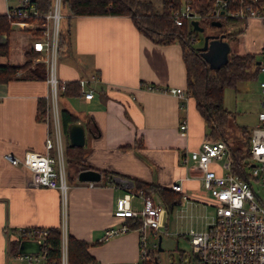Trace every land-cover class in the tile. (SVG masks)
I'll list each match as a JSON object with an SVG mask.
<instances>
[{
	"label": "crops",
	"instance_id": "0c3cea01",
	"mask_svg": "<svg viewBox=\"0 0 264 264\" xmlns=\"http://www.w3.org/2000/svg\"><path fill=\"white\" fill-rule=\"evenodd\" d=\"M14 3L0 0V14ZM231 23L232 27L223 32L238 31L232 40L237 36L242 40L238 44L228 41L230 50L233 47L254 53L258 59L264 45L263 22L250 18ZM27 28V22L13 19L9 31L0 32V43L8 44L7 52L0 53V64L25 61L33 40ZM92 73L98 74L99 81L94 84L91 98L61 95L59 104L83 124V163L98 170L100 180L92 184L77 180L80 166L72 165L73 172L66 171L64 199L58 189L39 185L31 171L2 157L5 152L21 156L26 150L42 151L45 136L53 137L52 124L36 118L37 100L49 92L46 79L0 83V264L21 263L15 245L21 228L60 229L63 220L66 236L88 242V253L100 264L135 260L137 230L98 241L107 226L118 223L112 215L115 198L124 190H133L135 180L169 189L172 182L179 181L192 196L180 200V205L209 203L204 200L207 193L197 171L181 161L184 153L197 149L208 135L194 98L146 87L186 89L180 44L151 41L126 15H71L70 44L57 58L56 74L60 80L69 81ZM182 119L187 123L183 130L179 128ZM67 139L60 130L63 162ZM212 167L221 171L217 163ZM152 195L160 198L156 193ZM133 201L139 204V200Z\"/></svg>",
	"mask_w": 264,
	"mask_h": 264
},
{
	"label": "built area",
	"instance_id": "2783aa9c",
	"mask_svg": "<svg viewBox=\"0 0 264 264\" xmlns=\"http://www.w3.org/2000/svg\"><path fill=\"white\" fill-rule=\"evenodd\" d=\"M60 2L61 0H52L51 9L41 13L34 0H15L5 12L8 18L25 22L27 18L41 19L40 34L33 38L31 49L36 52V59L45 64L46 81L49 85L45 98L48 102L47 113L52 120L53 137L45 136L42 151L26 150L21 156L5 152L2 157L12 165L31 171L39 185L58 189L64 199L68 183L59 148L58 94L64 90L65 81L60 80L56 74ZM211 3V19L233 18L246 21L257 18L264 24V0H211ZM170 17L175 25H181L184 21L190 23L191 19L199 22L201 15L192 9L188 1H184L179 8L172 10ZM191 40L194 42L196 39ZM258 74L260 110L257 112V122L251 129L248 156L244 160L243 173L246 177L231 170L232 154L223 139H213L207 135L197 149L183 154L182 163L197 171L202 188L207 193L204 200L214 206L215 212L204 228L189 230L190 247L187 253L179 251L176 259L170 258L163 264H264V45L258 57ZM78 81L80 95L89 99L99 76L92 73ZM146 87L162 89L180 98L188 95L186 89L180 87ZM186 127V120L182 119L179 128L183 130ZM53 149L55 153H52ZM212 163H217L221 171L213 168ZM170 189L180 195L181 201L192 197L179 181L172 182ZM134 199L139 200V204H134ZM112 215L118 223L107 226L98 241L135 229L138 232V256L135 260L114 261L109 264H162L159 262V252L163 247L161 240L158 243V238L161 239V233H166L163 230L166 208L160 198L156 200L152 194H146L142 190H124L115 198ZM63 222L59 229L57 264H69L68 236ZM130 224L137 225L132 228ZM47 233L48 228L44 227L20 229L18 241L23 238L34 239L40 245L36 253L17 252L20 264H50L45 256V250L49 246L46 242ZM83 264L100 263L91 260Z\"/></svg>",
	"mask_w": 264,
	"mask_h": 264
},
{
	"label": "trees",
	"instance_id": "16d2710c",
	"mask_svg": "<svg viewBox=\"0 0 264 264\" xmlns=\"http://www.w3.org/2000/svg\"><path fill=\"white\" fill-rule=\"evenodd\" d=\"M34 1L41 13L47 12L52 7V0ZM184 1H188L192 9L200 13L199 24L203 26V31L207 25L217 30L220 29L224 25V20L228 22L241 21L233 18H221L217 19L222 23L220 27L211 25L210 22L214 20L208 16L213 9L211 0H160V11L155 9L154 4L150 0H61L60 11H65L67 14V25L65 29L58 28L57 58L66 53L70 44L71 15H126L130 17L138 31L151 41L161 44L173 41L178 42L185 65L186 92L194 98L196 109L203 117L208 128L207 134L210 137H217L227 142L233 158L231 170L246 177L243 173V165L245 164L244 160L248 156L249 138L253 126L248 127L235 121L233 111L226 108L223 104V93L226 87L237 91V86L240 82L258 79V59L254 53H237L230 50L225 63L217 68H210L201 55V50L193 46L191 39L196 38L197 31L192 29L189 21H184L181 25H175L171 20L170 14L172 10L179 8ZM11 20L13 19L8 18L5 14H0V32L9 31ZM219 32L223 31L218 30ZM237 32L224 33V37L235 36ZM7 48V41L0 43V53H6ZM29 53L35 54L36 52L32 49L28 50L25 52V56ZM26 67V60L18 65L0 64V83L13 79H46L47 72L43 62H37L30 68ZM79 94L80 86L78 80L65 81L64 90L58 94L60 130L65 134L66 138L68 137V124L77 121L78 117L67 107L60 106L59 97L61 95L71 97ZM47 106L48 102L45 97L38 98L36 112L38 120H47ZM92 131L96 132L94 128H92ZM235 131L239 132V136L235 134ZM84 155L83 146L71 145L67 139L63 148L64 163L67 167L72 164L79 165V170L88 168L83 163ZM133 190H142L146 194L156 193L163 201L167 211H171L175 205L180 204V195L169 188L135 180ZM130 225L133 228L137 224ZM46 242L49 245L45 250L46 260L50 264H57L59 261L60 243V230L58 227H48ZM16 244L18 242H15ZM67 246L69 264H83L94 260L87 251L88 242L85 240L68 235Z\"/></svg>",
	"mask_w": 264,
	"mask_h": 264
},
{
	"label": "rangeland",
	"instance_id": "374dc122",
	"mask_svg": "<svg viewBox=\"0 0 264 264\" xmlns=\"http://www.w3.org/2000/svg\"><path fill=\"white\" fill-rule=\"evenodd\" d=\"M150 1L154 4L156 10H161L160 0ZM60 13L61 19L59 22V28L65 29L67 25V14L65 11H60ZM26 21L28 26L27 30L31 32L32 37L34 38L35 36L39 35L41 19L38 20L34 18H27ZM223 24L224 25L218 30H222L224 32H226V30L231 28L233 25L231 22L225 20ZM218 30L207 25L204 31L196 33V40L193 42V46H201L203 43V37L205 35H211L214 33L216 34V32L218 33ZM227 39V41H230L229 43L234 42L235 44H238L241 42L242 37L237 36L235 41L232 40L233 36H228ZM231 52L244 53V51H237L233 47H231ZM25 60L27 62V67L29 68L33 67L37 62H41L40 60L36 59L35 54L31 53L25 56ZM237 87V91L230 87H226L224 89L223 104L229 110L233 111L235 115V121L238 124L251 127L257 122V112L260 110L258 79L242 81ZM46 115H48L46 116L47 121L51 123L52 120L50 114L46 112ZM235 134L239 136L238 131H235ZM211 138L220 139L213 136H211ZM69 166V168H67V165H65L66 171L68 172V170H70V172H73L72 164ZM155 199L158 200L157 196H155ZM214 212L215 208L210 203L198 204L197 202L194 206L191 204H186V206L178 204L175 205L171 211H167L164 219L166 222V228L163 229L166 233H161V246L163 247V250L159 252V262L163 264L166 263L170 258L176 259L178 257L179 251L187 253L190 247L188 240L189 230L200 229L204 223L210 222Z\"/></svg>",
	"mask_w": 264,
	"mask_h": 264
},
{
	"label": "water",
	"instance_id": "95a60500",
	"mask_svg": "<svg viewBox=\"0 0 264 264\" xmlns=\"http://www.w3.org/2000/svg\"><path fill=\"white\" fill-rule=\"evenodd\" d=\"M190 24L192 29L197 32L203 31V26L199 24L197 19H191ZM211 25L220 27L221 21L215 19L210 22ZM224 32L217 34L205 35L203 43L198 48L201 50V55L207 61L210 68H217L228 59L230 45L224 39ZM258 63V61H257ZM68 140L71 145L82 146L84 144L85 129L81 122L74 121L68 124ZM100 172L93 168L81 169L77 173V180L94 182L100 180ZM160 236V235H159ZM160 237L158 243H160ZM40 249L39 243L34 239L23 238L18 241V253H36Z\"/></svg>",
	"mask_w": 264,
	"mask_h": 264
}]
</instances>
